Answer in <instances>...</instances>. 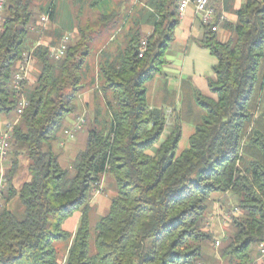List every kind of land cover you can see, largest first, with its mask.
Segmentation results:
<instances>
[{"label": "trees", "instance_id": "1", "mask_svg": "<svg viewBox=\"0 0 264 264\" xmlns=\"http://www.w3.org/2000/svg\"><path fill=\"white\" fill-rule=\"evenodd\" d=\"M179 1L148 0L146 18H141L151 32L142 34L134 23L115 36L116 48L100 51L97 72L115 105L107 125L89 128L83 148L62 167L53 149L58 131L73 141L86 123L73 116L92 41L90 26L59 24L56 36L76 25V41L57 61L50 58V47L63 35L56 43L36 47L31 52L38 70L35 82L26 89L25 81L16 92V66L37 23L29 0H6L0 29V119H8L26 100L10 146L28 160L30 179L19 190L6 185L0 264H204L203 247L212 240L204 229L207 204L228 192L237 198L240 215L222 239L221 263H254L264 241V114L255 119L264 90V0H246L234 12L236 22L222 24L229 33L224 42L210 26L201 25L197 45L216 60L207 80L212 97L195 92L203 115L184 148L178 126L162 140L166 116L146 99V84L168 65L165 56L179 25ZM43 13L50 21L57 16L55 7ZM97 16V24L113 26L119 10ZM143 40L147 50L139 58ZM79 118L84 124L68 140L64 131ZM105 174L113 177L116 196L91 228V196ZM13 198L22 207L21 217L7 207ZM75 213H80L79 226L71 236L63 224ZM58 243L67 245L61 257Z\"/></svg>", "mask_w": 264, "mask_h": 264}, {"label": "rangeland", "instance_id": "2", "mask_svg": "<svg viewBox=\"0 0 264 264\" xmlns=\"http://www.w3.org/2000/svg\"><path fill=\"white\" fill-rule=\"evenodd\" d=\"M35 0H29L30 8L32 9L35 15L36 23L39 21L43 13L42 7H37ZM73 13L75 14V10ZM81 14L76 19L77 25L80 27H86L89 25L91 31L92 41L89 44L88 57L86 58V69L84 70V76L81 81V89L77 94L76 105L78 110L75 111L76 117H83L85 119L84 128L76 135L73 141H66L61 135V132L58 131L57 141L53 142L54 152L58 155V160L62 167H67L70 165V160L76 155V153L83 148V144L85 143L86 132L89 128L95 127L96 129H101L104 125H107L108 114L113 110L114 101L112 100V96L109 92L103 89V83L98 74V63L100 62V56L97 54L100 47L104 43V41L96 40V8L83 7ZM221 21V20H219ZM223 21V20H222ZM61 25L52 24L51 21L45 26L46 29H43L39 35L34 34V32L30 33V37L26 43V53H31L35 48L32 47V42L34 37L37 35L38 38H42L44 41V37L48 38V44L56 43L60 36L64 33H68L66 30L62 31L59 36H56L57 31L60 29ZM74 25L75 32L72 31L69 34L72 35V39L69 45H72L77 38V29ZM122 29L121 22L117 23L114 26V29ZM124 28V27H123ZM56 29V30H54ZM200 29V28H199ZM60 31V30H59ZM116 31V30H114ZM119 31L118 35H122ZM219 37V40L225 41V39H221L222 36L221 30L218 28L215 32ZM32 34V35H31ZM202 30L198 31V36H201ZM35 35V36H34ZM34 36V37H33ZM200 38V37H199ZM114 47V46H113ZM186 44L180 40H176L171 47L167 51V56H165L168 61V65L164 68L160 69L161 71L155 74L154 79L150 80L146 84L147 90V104L151 108L160 109L164 112L166 116V127L162 134V140L168 136L171 130L174 127H179L181 140H180V148H184L186 146V139L191 133V130L195 124H198L203 113L200 111L201 109L195 104V102H187L188 98H185L180 92L179 89V80H185L187 77L181 76V69L185 62V56H187ZM189 58L192 55H188ZM38 70L35 64V60L31 59V63L29 65L28 70V78L26 80V89L32 86L35 82ZM166 88V90L172 95L170 102L163 105L159 103L158 94L161 89ZM208 93L207 88L203 91ZM260 95V102L258 104L257 111L255 113V119L260 117V113L264 114V90ZM208 97H212L211 95ZM185 100L183 104L181 101ZM110 103V106L109 104ZM16 118L15 113H13L8 119H0V130L4 129V122L7 120L13 121ZM20 120V119H19ZM79 120H83L79 118L75 124L79 123ZM68 122L70 124L73 123V120L68 118ZM19 123V122H18ZM83 126V124H82ZM81 126V127H82ZM68 127L66 124L64 128ZM63 128V129H64ZM79 131V130H75ZM66 150H68V154L66 155ZM150 155H153V151L150 150L147 152ZM14 163L16 164V168L14 170ZM29 162L24 155H16L14 150L11 149V153L9 157L0 163V166L3 167L7 180L8 175H11L10 183L7 181V188L11 184L15 190H19L21 185L28 179V171L27 166ZM13 169V172H12ZM10 172V173H9ZM7 188L4 190L2 201H1V209L6 205L4 203V198L7 197ZM116 196V188L114 179L110 174H105L101 178V183L95 188L92 193L90 205L92 206L91 212L89 213V222L91 228L94 227L95 223L98 222L100 217L104 216L108 211L111 200ZM9 210L14 212L17 216H22V207L19 204L17 198H13L7 204ZM233 208H237V198L230 192L225 194H216L214 195L207 204V222L205 223V231L212 235V240L208 244L203 247V262L204 264H222L219 256V249L222 244V239L230 232V227L223 225V216L229 214ZM78 216H75L71 222H69L68 226L77 219ZM75 219V220H74ZM68 232L71 236H73L79 226V220L76 221V225L73 231L72 226L68 227ZM214 238L219 239L220 245L218 248L213 246ZM66 243H58L56 248L59 251V257L66 253L65 247ZM257 259V254H255V260ZM259 262H264V259ZM257 263V264H258Z\"/></svg>", "mask_w": 264, "mask_h": 264}, {"label": "crops", "instance_id": "3", "mask_svg": "<svg viewBox=\"0 0 264 264\" xmlns=\"http://www.w3.org/2000/svg\"><path fill=\"white\" fill-rule=\"evenodd\" d=\"M147 1L148 0H35L34 2L37 7H42L41 9H45L46 7H55L57 16L55 17V20L51 21V23L55 25L64 23L68 24L70 22L75 24L76 19L79 16L78 12L83 7L96 8V19L98 18L97 15L99 14L108 15L112 10L118 9L119 16L115 20V25L120 22L121 25L127 23L124 29H114L115 25L105 26L106 24L104 23H96V30L99 31V34L96 35V40L104 41L97 53L99 55L100 51L108 45L111 46L112 49L116 48V44H118V42H113L115 36L119 33V31H121L120 33L123 34V32L130 26H133L134 23L138 25V28L141 30L142 34L148 35L151 32L150 26L146 24V19L141 18V15H144L146 18L147 12L145 8L147 6ZM245 1L246 0H213L212 5L216 10L217 17L223 20L218 21L217 26V29L219 28L222 33V36L220 37L221 39L226 38V41L229 37V33L221 28L222 24L235 23L236 16L234 12L238 10L241 5L245 3ZM72 9L75 10V14L73 13ZM201 25L200 18L195 14L194 8L190 6L184 12L183 17L179 18V25L175 30L174 42L176 40L184 42L186 44V50L188 51L186 54L187 56H185L184 59V65L181 69V76L187 77V79L179 80L180 92L183 96H185V98H188L187 102H195V92H199L201 95L207 97L210 96L207 80L213 76L211 67L216 64V60L209 54V52L197 45V41L201 39L203 34L202 31L201 36H198V31L200 29L202 30ZM44 29H46V27ZM42 30L43 29H41L40 32ZM72 31L75 32V29L73 28ZM40 32H35V34L39 35ZM38 37L39 36L36 35L33 39V48L38 46H49L48 38L44 37L43 41L42 38ZM189 54L192 55V57L190 56L189 58ZM205 88L208 90V93L206 94L203 92ZM158 97V102L165 105L170 102L172 95L166 90V88H164L160 90ZM184 102L185 100H182L181 104ZM65 154H68V150H66ZM29 179L30 177L28 175V179L25 182H28ZM75 216H78L77 219H74L75 221H73L68 226L69 222H71ZM79 218L80 213H75L63 224V230L68 231L69 228H67V226H72V230L70 231H73L76 221L78 222Z\"/></svg>", "mask_w": 264, "mask_h": 264}, {"label": "built area", "instance_id": "4", "mask_svg": "<svg viewBox=\"0 0 264 264\" xmlns=\"http://www.w3.org/2000/svg\"><path fill=\"white\" fill-rule=\"evenodd\" d=\"M212 2L213 0H180L177 6V15L179 18H182L184 12L188 9V7L192 6L194 8L195 14L200 18L201 24L210 26L211 31L216 32L217 26H214V23L222 19L217 17ZM5 7H6V0H0V29H1V24L3 22V13ZM48 22H49L48 15L45 14L41 16L36 25L37 28L32 29V31H35L36 33L40 32L41 29L45 28ZM71 39H72L71 34L69 33L64 34L57 46L50 47V58L56 61L60 60L64 56ZM146 50H147V43L145 40H143L141 41L138 49L139 58L143 57ZM31 59H32L31 53L24 52L22 54L21 60L18 62L16 66V72L14 73L12 80V88L16 92L21 91V89L23 88V83L27 80ZM26 105H27L26 100L22 98L18 108L15 111L16 118L13 121L10 120L5 121L4 129L0 130V163L6 160L11 153V146H10L11 133L13 127L19 122V119ZM83 124H84V120H83ZM74 132H75V123L72 126V129L64 131V134L68 140H71L73 139ZM6 185H7V177L3 167L0 166V207L2 204L1 203L2 196L4 190L6 189ZM239 215H240V211L237 208H233L229 214L223 216L224 218L223 225L227 227L229 223L233 220V218ZM219 245H220V241L219 239H216L214 241L213 246L215 248H218ZM263 259H264V241L258 244L257 259L254 261L253 264H257L258 261H261Z\"/></svg>", "mask_w": 264, "mask_h": 264}, {"label": "bare ground", "instance_id": "5", "mask_svg": "<svg viewBox=\"0 0 264 264\" xmlns=\"http://www.w3.org/2000/svg\"><path fill=\"white\" fill-rule=\"evenodd\" d=\"M82 124H83V120H79V123L75 124V130H80L82 127Z\"/></svg>", "mask_w": 264, "mask_h": 264}]
</instances>
